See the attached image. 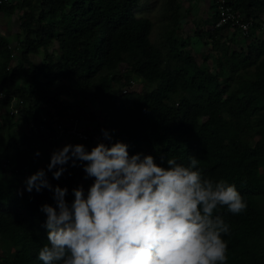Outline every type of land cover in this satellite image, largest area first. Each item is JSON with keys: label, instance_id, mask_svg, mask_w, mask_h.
Wrapping results in <instances>:
<instances>
[{"label": "trees", "instance_id": "16d2710c", "mask_svg": "<svg viewBox=\"0 0 264 264\" xmlns=\"http://www.w3.org/2000/svg\"><path fill=\"white\" fill-rule=\"evenodd\" d=\"M139 1L21 0L0 7L6 13L21 10L15 46L0 38V91L23 101L15 120L24 128L33 126L29 133L12 137L7 134L14 119L0 122V264H43L37 259L47 243L39 205L54 201L48 189L24 191L23 181L42 168L33 156L37 149L50 154L61 147L60 141L48 142L52 125L82 116L80 110L70 116L74 92L102 113L100 128L82 129L89 136L107 129L112 140L106 144L127 142L130 155L151 154L163 166L169 156L187 164L194 155L204 176L235 184L246 209L237 214L226 205L214 210L230 228L222 234L225 264H264V205L256 201L264 195L259 169L264 160V38L257 41L256 36H264V0L227 1L245 21H252L244 36L248 47H231L239 31L230 25L206 26L216 74L198 65L177 35L172 21L182 17L180 0L163 1L156 44L150 40L152 21L132 14ZM217 1L205 4L216 8ZM213 18H218L216 12ZM201 27L198 23L197 37ZM230 29L234 33L229 36ZM31 55L42 63L34 64ZM135 79L144 82L140 92L130 90ZM241 83L247 86L244 92ZM8 105V99L0 100V117ZM32 145V151L24 148ZM85 146L90 150L93 144ZM65 167L59 179L51 172L48 178L53 185L67 186L66 200L71 201V189L85 179L79 164Z\"/></svg>", "mask_w": 264, "mask_h": 264}, {"label": "clouds", "instance_id": "9594fccd", "mask_svg": "<svg viewBox=\"0 0 264 264\" xmlns=\"http://www.w3.org/2000/svg\"><path fill=\"white\" fill-rule=\"evenodd\" d=\"M104 140L111 141L107 129ZM120 140L66 143L50 153L45 167L25 177L24 191L48 189L54 203L44 202L45 243L37 259L43 264H225L230 231L218 206L233 214L247 207L235 184L212 180L189 155L188 163L169 156L166 165L153 155L129 154ZM34 155L39 156L37 149ZM82 167L87 189L77 184L66 200L67 186L53 185L65 165Z\"/></svg>", "mask_w": 264, "mask_h": 264}, {"label": "rangeland", "instance_id": "374dc122", "mask_svg": "<svg viewBox=\"0 0 264 264\" xmlns=\"http://www.w3.org/2000/svg\"><path fill=\"white\" fill-rule=\"evenodd\" d=\"M163 1L164 0H140L132 12L133 16L136 18H148L152 21L153 27L150 34V40L154 44L159 41L160 29L163 24L160 21ZM19 2H15V5L19 4ZM178 8L182 14V17L173 20L172 24L175 26V30L179 39L181 40V43L187 44V51H189L194 57H196V59L198 60V65L203 66L205 69L210 70L212 73L216 74L217 68L215 66L216 62L214 57L215 49L212 43L209 41L208 33L206 30V26H211V24L213 23V15L215 14V8H210V5L205 4V0H180ZM17 10L19 12L21 11L20 9ZM4 15L5 13L1 14V17L4 18ZM198 23H202L200 37H197L195 35V29L197 28ZM256 36H258L257 41H261L264 38V36L260 34ZM15 41V37H13L11 40L8 39L9 43H14ZM249 45L250 40L246 41V39H244V36L238 33L236 35V38L232 42L231 47H233L235 50H239L241 47L245 48ZM180 51H182L181 48H179V52ZM30 60L36 65H40L42 63V59L39 56L36 57L31 55ZM121 71L123 70L121 69ZM142 87H144V82L135 79L130 90L140 92ZM239 87L243 92L247 90V86L243 83H241ZM70 103L73 104V108L75 110L74 113L70 114L71 117H73V115H76L77 110H80L82 114V116H79L78 119L75 121V125L77 128L81 130L83 128L87 132H90L92 130H96L98 126V128L101 127L99 124L101 123L102 113L98 111L97 107H89V104L85 102L83 98L76 92L71 95ZM121 106V103L118 102L117 107L120 108ZM222 117L225 118V115H222ZM9 129L10 133L7 134V136L12 135V137H17L26 133V130L23 125L15 119L11 122ZM38 147L39 146H37L36 148ZM24 148L28 151H32L34 147L32 145L29 147L25 146ZM29 154L30 152L28 153V155ZM33 156L36 160H39L40 167H43L49 162L50 154L40 152L39 156H36L34 154ZM11 158H14L13 154ZM259 169L260 172L264 174V160L260 161ZM6 173L8 175V172ZM88 183H91V178L85 179L82 185L87 186ZM256 201L264 205V195L256 197ZM1 249L2 248L0 246V256Z\"/></svg>", "mask_w": 264, "mask_h": 264}, {"label": "built area", "instance_id": "2783aa9c", "mask_svg": "<svg viewBox=\"0 0 264 264\" xmlns=\"http://www.w3.org/2000/svg\"><path fill=\"white\" fill-rule=\"evenodd\" d=\"M227 1L228 0H218L216 2L215 12L218 18L214 20L213 28H220L228 24L232 29H236L241 35L246 36L252 28V21H245L243 19V16L238 11H234L228 5ZM12 3L13 2L11 0H0V7L9 8L12 6ZM262 29L264 30V26H262ZM11 57L13 59L12 65H14L15 62L13 53ZM4 99L9 100V105L6 114H4L3 117H0V122L6 125L7 118L15 119L18 117L19 113H21L20 111L23 108V101L14 96H6L3 92L0 91V100ZM32 127V124H28L25 127L26 133H29ZM52 128L53 132L52 134H49L47 128L43 126L38 127L40 131L48 133V142L60 141L61 147L69 141L83 143L84 145H86V142L90 141L93 146L101 140L105 142L101 134H94L93 136H89V134H86L81 129L77 128L75 122H73L71 119L69 120V123H65L63 121L56 122V124L54 123L52 125Z\"/></svg>", "mask_w": 264, "mask_h": 264}, {"label": "crops", "instance_id": "0c3cea01", "mask_svg": "<svg viewBox=\"0 0 264 264\" xmlns=\"http://www.w3.org/2000/svg\"><path fill=\"white\" fill-rule=\"evenodd\" d=\"M12 6L15 5V2H19L20 0H11ZM17 9L14 11H10L8 13L4 11H0V38L6 41L11 46H15V43H9L8 39L11 40L13 37L16 38V35L19 33V15L20 12ZM3 12V13H2ZM5 13V17H1V14ZM234 30L230 29L228 35L230 36ZM224 40V39H223ZM90 113V112H89ZM86 114V113H85ZM88 114V113H87ZM83 129V128H82Z\"/></svg>", "mask_w": 264, "mask_h": 264}]
</instances>
